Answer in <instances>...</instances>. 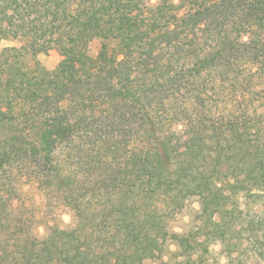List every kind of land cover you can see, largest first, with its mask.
I'll list each match as a JSON object with an SVG mask.
<instances>
[{
  "label": "trees",
  "instance_id": "16d2710c",
  "mask_svg": "<svg viewBox=\"0 0 264 264\" xmlns=\"http://www.w3.org/2000/svg\"><path fill=\"white\" fill-rule=\"evenodd\" d=\"M4 39L23 43L0 51V264H144L192 197L213 238L264 261L240 204L264 194V0H0ZM20 165L73 226L13 223Z\"/></svg>",
  "mask_w": 264,
  "mask_h": 264
},
{
  "label": "rangeland",
  "instance_id": "374dc122",
  "mask_svg": "<svg viewBox=\"0 0 264 264\" xmlns=\"http://www.w3.org/2000/svg\"><path fill=\"white\" fill-rule=\"evenodd\" d=\"M22 43L20 39L1 40L0 51L4 47L20 46ZM97 45V41L93 43L94 51ZM35 53L37 60L50 70L54 69L62 58L54 48L43 50L38 46ZM177 131L178 143L174 152L179 159L187 162L193 146L189 144L192 142V136L183 126L177 128ZM186 145H189V148H186ZM13 176L17 179L18 190V196L12 202L13 223L22 229L23 234L45 237L55 226L68 228L74 225V213L70 207L62 202L59 195L41 188L32 177L22 172V165ZM241 201L245 213H254L264 219V194L258 202L243 197ZM200 212V199L192 197L179 211L168 213L167 226L146 235L150 246L144 264H231L232 260L236 264L255 263L256 258L247 261L251 251L246 241L238 248L234 244L236 239L226 241L213 238L210 228L200 217ZM257 243L260 244L259 241ZM255 249L257 253L264 251L263 248ZM260 264H264L262 259Z\"/></svg>",
  "mask_w": 264,
  "mask_h": 264
}]
</instances>
